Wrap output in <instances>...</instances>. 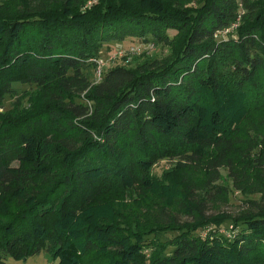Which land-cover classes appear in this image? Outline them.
I'll use <instances>...</instances> for the list:
<instances>
[{"label": "trees", "instance_id": "trees-1", "mask_svg": "<svg viewBox=\"0 0 264 264\" xmlns=\"http://www.w3.org/2000/svg\"><path fill=\"white\" fill-rule=\"evenodd\" d=\"M128 38L170 54L121 60L93 82L92 59ZM8 95L0 264L45 249L59 264H264V205L234 221L233 241L195 231L228 218L208 215L201 192L221 168L264 193V114L252 116L264 110V0H1L0 107ZM165 156L182 160L157 178ZM189 168H200L198 195L174 174ZM116 190L136 196L141 223L121 222L131 206L105 196ZM151 198L154 216L143 210ZM169 228L180 232L148 256L145 236Z\"/></svg>", "mask_w": 264, "mask_h": 264}, {"label": "rangeland", "instance_id": "rangeland-1", "mask_svg": "<svg viewBox=\"0 0 264 264\" xmlns=\"http://www.w3.org/2000/svg\"><path fill=\"white\" fill-rule=\"evenodd\" d=\"M90 4L91 2H89L87 5ZM235 26H237V24ZM235 26L221 33L220 37L221 38L228 37L229 33L233 31ZM170 34L173 35L174 32L170 31ZM140 42L141 40L133 39V38H128L125 41H114L110 46L107 45L104 46L103 50L101 51V55L106 56L107 53L119 47H129L130 45L133 44H140ZM152 43L153 42L142 43L141 52L136 56H134L133 60L128 65L129 66L135 65L140 61H144V59H147V57L150 59L164 58L170 54V48L168 46H165L163 44H154L153 47L150 46ZM146 45L147 48H145ZM92 73L94 74V72ZM92 80L93 82H95L94 76L92 77ZM16 87L19 93H22L26 89L27 90L35 89V87H32L31 85H22V84H18L16 85ZM16 99L17 98L14 97L13 95H8L5 98L4 107H0V111H5L13 108L14 107L13 103ZM23 105L24 108H29L30 101H27V99L25 98L23 101ZM263 114H264L263 109L256 108L254 110V113H252V116L253 119H255L257 123H259V120L263 118ZM245 138L246 136L243 135L244 140ZM241 150H243V147H241ZM179 160L182 159L175 156L173 157L165 156L164 158H161L154 165L152 169V175L156 176L157 178H162L163 176L168 175L169 173L168 171L174 169L176 170V165L178 164ZM192 166L195 165H189V167ZM199 170L200 168L199 169L189 168L190 173L185 174L186 176H182L180 173L177 172H174V174L180 178L185 189H188L190 185L194 186L196 191L195 195H198L200 189H198L197 187L199 185V182L202 183L201 180L202 174L201 171L198 173ZM220 175H221L220 178L216 182L214 181L213 184H211V186L208 187V192H204L202 190L201 192L204 193L208 198L207 200V205L209 207L207 212L208 215L212 214L213 216H219L224 214L227 215L228 218H226L225 221L220 224L210 223V224L201 225L197 227L195 231L196 234L200 235L202 238L209 236L211 233H214L215 235L221 237L223 240L233 241L235 239V236L238 235V232L240 230L239 229L240 226L236 225L234 221L244 213L254 211L258 206L264 205V193H249L247 192V190L246 191L240 190L237 186L236 181L230 175L228 169L221 168ZM215 185H216V190H215ZM217 187L225 188L226 194H221ZM105 196H112L116 199H122L129 206H131V210H126L125 213L120 216L122 223H125L124 219L131 220L134 222L137 221V223L142 222L141 219L142 211L140 209L139 210L137 209L138 205L136 203L137 201L136 196H127V193H123L122 191L119 190L111 191L110 193L105 194ZM143 205H144L143 210L145 211L149 210V212L154 216V214L157 213L156 210L158 209L159 201L155 198H151V200H148V202L143 203ZM180 220L181 222L194 223L195 219L190 216L180 215ZM179 232H180L179 229L169 228L168 230L165 231H158L155 233L147 234L145 236V239L147 246L148 245L149 246L146 247L145 251L148 254V256H151L153 254V251L155 249L153 247L154 243L167 242L176 235H178ZM262 258H264V255L262 256ZM6 261L7 264H59V260L55 258L52 252L47 249L22 260H17L9 256L7 257Z\"/></svg>", "mask_w": 264, "mask_h": 264}, {"label": "built area", "instance_id": "built-area-1", "mask_svg": "<svg viewBox=\"0 0 264 264\" xmlns=\"http://www.w3.org/2000/svg\"><path fill=\"white\" fill-rule=\"evenodd\" d=\"M142 43L133 44L130 45L129 47H119L107 53L106 56L100 55L97 58H93L92 60L96 64L94 69L95 82H100L103 79L107 69L113 64H116L121 60L126 61V63H130L133 60V57L141 52ZM150 46L154 47V43H152ZM145 48H147V45Z\"/></svg>", "mask_w": 264, "mask_h": 264}]
</instances>
